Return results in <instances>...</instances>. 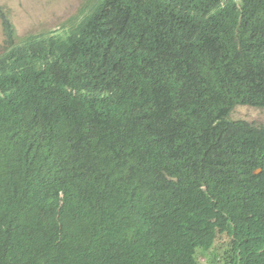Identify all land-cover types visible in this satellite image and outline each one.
<instances>
[{
    "label": "trees",
    "instance_id": "trees-1",
    "mask_svg": "<svg viewBox=\"0 0 264 264\" xmlns=\"http://www.w3.org/2000/svg\"><path fill=\"white\" fill-rule=\"evenodd\" d=\"M49 55L3 65L0 264H201L221 239L264 264V126L229 119L264 109V0H99Z\"/></svg>",
    "mask_w": 264,
    "mask_h": 264
},
{
    "label": "rangeland",
    "instance_id": "rangeland-1",
    "mask_svg": "<svg viewBox=\"0 0 264 264\" xmlns=\"http://www.w3.org/2000/svg\"><path fill=\"white\" fill-rule=\"evenodd\" d=\"M90 0H1L0 1V47L4 41L2 26L3 16L8 14L17 30L31 29L42 32L54 29L55 32L69 29L78 17L80 8L88 5ZM231 120H243L264 126V111L249 107H236L230 114ZM227 249L226 240L218 242L211 255L200 254L197 257L214 259ZM217 264H220L217 262Z\"/></svg>",
    "mask_w": 264,
    "mask_h": 264
},
{
    "label": "clouds",
    "instance_id": "clouds-1",
    "mask_svg": "<svg viewBox=\"0 0 264 264\" xmlns=\"http://www.w3.org/2000/svg\"><path fill=\"white\" fill-rule=\"evenodd\" d=\"M1 1V0H0ZM239 1V0H235ZM99 0H90L88 5H85L84 7L80 8L78 11V17L75 20V22L70 26L69 29L62 30L61 32H55L54 29H46L42 32L39 31H33L31 29H22V30H17V28L13 24V20L10 18L8 14H5L2 18V26H3V32H4V41L3 44L0 47V81H2L3 76L5 75L8 67H4L3 65L7 62V53L9 49L11 48H19L21 51L25 52L28 57H32L33 59H40V60H46L48 58H51L49 53L51 49L53 48L54 45V39L59 38V39H66L70 33L75 30L81 23L84 25L85 23H89L91 20V13L94 9V7L98 4ZM93 86V84L89 83V86ZM65 88L72 90L74 93L80 92L83 97V91L81 89H76L73 88V85H65ZM80 97V98H82ZM236 107H249V108H254V109H261V108H255L253 106H247V105H239ZM235 107V108H236ZM234 109V108H233ZM233 111V110H232ZM231 114V113H230ZM230 119V115H229ZM231 120V119H230ZM233 121H240V120H233ZM243 121V120H241ZM247 122V121H244ZM249 123V122H247ZM252 124V123H249ZM255 125V124H253ZM258 126V125H256ZM260 172V169H256L253 173L258 174ZM223 241V239L218 240L215 242L213 245L212 249L210 252L203 253L200 250L195 251V255L197 256V252L199 251L200 254L204 255H211L213 251L215 250L218 242ZM227 243V249L224 251V253L219 256V257H214L215 263L217 262L220 263V261L223 259L224 254L228 251L229 249V244L228 241L226 240ZM221 257V258H220ZM199 259V257H197ZM219 258V261L217 259ZM213 259V258H212ZM210 258H204V262L202 261V258H200L201 264H210L209 260L211 263H213V260ZM222 264V263H220Z\"/></svg>",
    "mask_w": 264,
    "mask_h": 264
}]
</instances>
